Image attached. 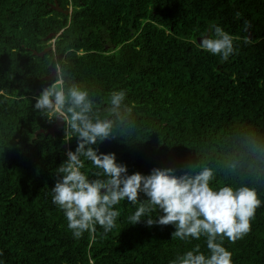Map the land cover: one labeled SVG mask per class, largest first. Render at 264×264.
<instances>
[{"label": "trees", "instance_id": "trees-1", "mask_svg": "<svg viewBox=\"0 0 264 264\" xmlns=\"http://www.w3.org/2000/svg\"><path fill=\"white\" fill-rule=\"evenodd\" d=\"M57 1L70 11L53 0H0V264H171L197 245L210 255L205 236L173 238L175 225L149 227L147 216L131 224L139 202L127 198L114 206L111 231L96 224L73 236L51 189L78 140L64 139V121L45 133L55 117L34 108L53 45L66 83L88 90L93 115L114 120L111 136L93 145L98 153H115L129 175L208 167L213 187L257 190L251 231L222 243L232 264H264V0ZM216 25L234 37L227 60L200 48ZM47 45L43 55L33 52ZM119 90L121 118L107 112ZM81 159L95 179L98 170Z\"/></svg>", "mask_w": 264, "mask_h": 264}, {"label": "clouds", "instance_id": "clouds-1", "mask_svg": "<svg viewBox=\"0 0 264 264\" xmlns=\"http://www.w3.org/2000/svg\"><path fill=\"white\" fill-rule=\"evenodd\" d=\"M250 26L245 21L244 30ZM213 27L214 37L202 38L200 48L227 60L234 52V37L218 25ZM244 42L251 43L247 38ZM54 49L55 45L51 58L54 79L35 97L34 108L49 119L61 118L65 122L64 139L68 141L75 136L78 140L75 151L68 150L67 160L57 168L60 178L51 189L53 203L63 210L73 236L80 238L83 232L94 231L96 224L103 227L105 233L111 231L120 216L114 206L127 198L130 204L139 202L134 214L128 217L131 224L147 216L149 227L175 225L173 238L206 237L209 256L197 245L177 256L171 264H232V253L222 241L227 238L235 243L251 231V221L261 206L257 190L247 185L213 187L214 172L208 167L180 176L171 168H153L148 175L140 172L129 175L127 166L116 162L115 153H98L93 147L111 136L114 120L93 115V100L88 90L78 83H66L62 59ZM125 96L123 90L109 94L107 112L110 116L121 118ZM81 157L98 170L94 173L95 179H89L82 171L85 165ZM141 192L147 199H139ZM157 210L163 213L158 219L148 215ZM218 237L221 242H217Z\"/></svg>", "mask_w": 264, "mask_h": 264}, {"label": "water", "instance_id": "water-1", "mask_svg": "<svg viewBox=\"0 0 264 264\" xmlns=\"http://www.w3.org/2000/svg\"><path fill=\"white\" fill-rule=\"evenodd\" d=\"M51 7L57 9V10H60V11H63V12H69L70 11V8H63L62 6L59 5L58 1L57 0H53L52 3H50ZM55 33L54 31H51L48 33V37L49 36H53ZM51 46L50 45H47L45 46L42 50L38 51L36 49H33V52L34 53H37L39 55H43L48 49H50ZM49 68H50V71L44 75L42 77V79L44 80V86H47L50 81L52 79H54V76H53V73H52V70H51V63L49 64ZM63 125V120L59 117L55 118V120L51 123V125H49L45 130L44 132L45 133H48V132H51L53 133L55 130H57L59 127H61ZM43 130V129H41Z\"/></svg>", "mask_w": 264, "mask_h": 264}, {"label": "bare ground", "instance_id": "bare-ground-1", "mask_svg": "<svg viewBox=\"0 0 264 264\" xmlns=\"http://www.w3.org/2000/svg\"><path fill=\"white\" fill-rule=\"evenodd\" d=\"M52 81H53V79L50 81V83H51ZM50 83H49V84H50ZM49 84H48V85H49Z\"/></svg>", "mask_w": 264, "mask_h": 264}]
</instances>
